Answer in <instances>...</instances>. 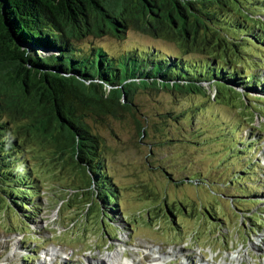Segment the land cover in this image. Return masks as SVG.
I'll list each match as a JSON object with an SVG mask.
<instances>
[{"label": "trees", "instance_id": "obj_1", "mask_svg": "<svg viewBox=\"0 0 264 264\" xmlns=\"http://www.w3.org/2000/svg\"><path fill=\"white\" fill-rule=\"evenodd\" d=\"M185 1L193 12L183 7L180 12L169 11L163 0H0V191L7 203L22 212L42 202L41 184L27 157V144L35 137L53 146L59 156L70 152L74 166L89 176V186L73 184L72 191L93 188L102 210L118 212L119 190L106 171L103 140L91 131L87 120H128L141 137L147 135V128H156L166 119L178 123L185 109L145 103L138 94L152 89L151 83L165 82L168 90L189 97L206 96L205 84L211 83L215 94L208 101L216 100L218 94L224 101L238 95L254 112L264 108V77L260 78L264 73V0ZM8 26L27 48L37 71L26 66L24 52L15 45ZM129 31L177 43L184 50L199 48L200 54L190 55L187 50L170 55L154 45L122 44ZM103 41L118 48L109 51ZM228 43L254 47L261 56L238 49L239 59L246 60L247 55L252 60L239 70L236 58L231 59L226 49L216 57ZM208 48L213 55L205 53ZM198 102L202 107L191 104L189 113L197 114L208 103ZM226 103L221 105L229 107ZM23 118L31 121L19 123ZM210 129L201 137L218 141ZM250 137L228 151L249 153L254 144ZM236 165L238 170L222 179L232 187L243 183V176L252 177V169L244 168L247 164ZM189 178L208 185L206 178ZM255 199L248 195L249 201ZM211 210L216 212L214 207ZM213 219L220 222L217 216ZM248 219L262 226L253 216Z\"/></svg>", "mask_w": 264, "mask_h": 264}, {"label": "rangeland", "instance_id": "obj_2", "mask_svg": "<svg viewBox=\"0 0 264 264\" xmlns=\"http://www.w3.org/2000/svg\"><path fill=\"white\" fill-rule=\"evenodd\" d=\"M102 43L109 51L118 48L113 42ZM121 43L154 45L170 55L187 50L190 55L200 54L199 48L180 49L177 43L152 40L136 31H129ZM223 49L236 58L239 70L252 60L247 55L246 60L239 59L238 49L261 56L254 47L228 43L216 57L223 56ZM206 90V96L193 97L157 86L138 91L145 103L185 109L178 123L166 119L147 128L143 137L128 120H87L103 140L106 171L119 190L121 207L115 213L102 210L93 188L70 189L73 184H91L89 176L74 166L70 152L59 156L49 143L32 137L27 157L39 178L43 201L37 205L40 210L18 212L0 191V264H150L154 252L158 264H264V108L254 112L238 95L224 101L218 94L208 101L215 89L208 85ZM198 100L208 103L197 114L189 113L191 104L202 107ZM30 121L23 118L19 123ZM224 125L230 129L219 128ZM206 128H212L218 141L201 137ZM250 132L248 141L255 143L249 153L228 151ZM236 162L247 164L244 168L252 169V177L243 176L244 182L232 187L222 179L238 170ZM189 175L206 178L208 185L186 179ZM248 195L256 199L249 201ZM216 216L220 222L213 219ZM251 216L262 227L248 219ZM40 242L42 247H37ZM117 249L119 262L107 261L106 256ZM236 252L240 260H232ZM25 256L33 260L23 262Z\"/></svg>", "mask_w": 264, "mask_h": 264}, {"label": "water", "instance_id": "obj_3", "mask_svg": "<svg viewBox=\"0 0 264 264\" xmlns=\"http://www.w3.org/2000/svg\"><path fill=\"white\" fill-rule=\"evenodd\" d=\"M163 1H165L166 4L169 5V7H170L169 11L180 12L181 11L180 7H183V8L189 9V12H193L192 9H191L192 5L188 4L185 0H163ZM185 6H188V7H185ZM8 28H9V26H8ZM9 31H10V33L12 35V38H13V40L15 42V45L18 47V49H20L22 52H24L25 58L27 59L26 66L28 68H30L31 70H33V71H37L38 68L34 65L33 60H32V56L30 55L28 50H26L24 48V46L16 40L11 28H9ZM163 83H165V82L151 83V86L152 87L153 86H155V87L157 86V87H160V88H166L167 89L168 86H165V84H163ZM208 85H207V87H208ZM209 87H210V85H209Z\"/></svg>", "mask_w": 264, "mask_h": 264}, {"label": "bare ground", "instance_id": "obj_4", "mask_svg": "<svg viewBox=\"0 0 264 264\" xmlns=\"http://www.w3.org/2000/svg\"><path fill=\"white\" fill-rule=\"evenodd\" d=\"M251 146H253V145L251 144ZM153 254H154V256H153L154 263H150V264H158L160 262V260L158 259L159 257L155 255L156 252H154ZM240 258H241L240 252H236L235 255L232 256V260L233 259L234 260H240ZM248 258H251V256L248 255ZM120 259H121V253H120V251L118 249L115 252L110 253L109 255L106 256V260L109 261V262H113V263H118ZM129 263H130V261H129ZM99 264H101V262H99ZM222 264H232V263L224 262Z\"/></svg>", "mask_w": 264, "mask_h": 264}]
</instances>
